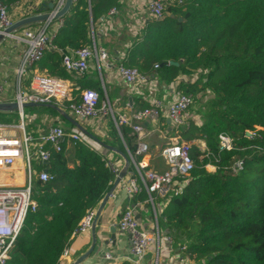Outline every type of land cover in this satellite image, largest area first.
Segmentation results:
<instances>
[{"label": "trees", "instance_id": "obj_1", "mask_svg": "<svg viewBox=\"0 0 264 264\" xmlns=\"http://www.w3.org/2000/svg\"><path fill=\"white\" fill-rule=\"evenodd\" d=\"M0 1L8 13L14 6L27 8L26 0ZM120 1L76 0L52 48L35 63L40 70L35 73L53 76L61 71L66 51L91 47L96 41L92 23ZM166 12L175 17L149 18L118 64L165 84L180 74H200L196 83L180 86L192 104L206 97L205 111H197L199 122L186 118L179 132L190 145L194 168L176 179L184 186L171 196L163 217L177 235L186 237L195 264H264V0H183ZM170 60L180 65H168ZM97 88L100 107L104 96L99 83ZM72 98L79 101L80 95ZM70 103L50 102L71 113ZM33 109L25 110L29 114ZM47 109L65 120L52 106ZM110 127L133 153L131 129H116L112 122ZM220 135L231 139L230 149L220 148ZM199 139L206 151L194 144ZM107 157L77 142L41 163L52 179L35 182L36 210L27 213L5 264H59L80 220L96 210L115 178ZM238 161H243L241 170ZM206 164L215 171L207 172Z\"/></svg>", "mask_w": 264, "mask_h": 264}, {"label": "built area", "instance_id": "obj_2", "mask_svg": "<svg viewBox=\"0 0 264 264\" xmlns=\"http://www.w3.org/2000/svg\"><path fill=\"white\" fill-rule=\"evenodd\" d=\"M183 0H148V10L150 16L158 18L164 16L166 9L170 5H179ZM58 6L61 5L59 2ZM28 8V7H27ZM115 9H111L108 14H113ZM7 8L0 1V30L9 26L12 21L8 19ZM48 25L41 29H23L19 34H13L12 38L16 42H25L20 57V68L18 72L24 74L28 72L32 65L41 60L46 49L52 48L51 41L57 31L47 33ZM91 47H84L76 50H69L63 55L62 65L66 71L79 74L87 71L89 61L93 57L97 61L106 59V52L102 48H97L93 43ZM157 67V65L155 66ZM118 76L129 85L145 83L149 77L138 73L136 69L123 65L116 67ZM28 89L18 88L16 98L19 103L35 102L40 104L50 103L56 100L59 103L70 101L68 105L72 115L79 119H90L98 115L106 114L110 107L106 104L99 105V95L95 90L85 89L80 94L79 101H73L70 88L57 77L39 75L32 73L30 76ZM192 104V97L184 94L179 88L173 92V99L167 106V115L175 127L185 124L184 113ZM162 108V103L158 100L152 101L146 108L132 112L130 115H114L111 112L114 125L117 129L121 126H128L136 138V148L133 153L128 152L132 165L137 176L130 177L121 186L124 195L130 198L132 195L141 192L143 188L149 193L166 194L177 178H184L194 168L190 157L189 143L180 140L166 145L161 150V156L167 165L163 172H155L148 169V164L143 157L148 151V145L142 140L141 123L151 117L156 116ZM19 115V114H18ZM21 119L17 124L0 123V264H5L9 258L10 251L14 246L16 237L23 226L28 212H34L37 204L32 197V190L35 182L48 181L52 176L45 170L33 169L32 163H46L54 152H61L65 147L80 142L94 150L99 151L94 142L78 129L66 131L58 124H52L44 129L34 131L26 130L24 114L19 115ZM219 141L224 142V148L230 149L231 139L225 135L219 136ZM141 159H138L140 158ZM107 165L115 173V177L121 170L113 159L107 157ZM18 161L21 167H17ZM19 166V165H18ZM236 168H243V161H238ZM22 170V179H18L16 174ZM34 172V178H33ZM20 181V182H19ZM121 184V183H120ZM119 184V185H120ZM183 187L184 183L181 182ZM95 215V210L88 211L80 220L78 226L72 233V238L82 236L91 228ZM118 228L127 233L130 242V251L136 261H140L148 248L155 242V236L144 230L134 216L133 208L126 205L121 212ZM68 247L61 258L67 255ZM107 258L110 256L107 254ZM60 258V259H61Z\"/></svg>", "mask_w": 264, "mask_h": 264}, {"label": "crops", "instance_id": "obj_3", "mask_svg": "<svg viewBox=\"0 0 264 264\" xmlns=\"http://www.w3.org/2000/svg\"><path fill=\"white\" fill-rule=\"evenodd\" d=\"M41 1L46 0H26L24 6L26 7L32 3L36 4ZM124 1L125 0L120 1V6L115 8L113 14L101 16L94 24L92 23V39L93 41L96 40L94 44L97 48H102L106 52V59L97 61V59L93 57L89 61L87 71L82 74L66 71L62 67L61 71L56 72L53 76L62 80L65 85L71 89V96L80 95L87 87L98 91L97 83H99L102 87L103 94L105 96H107V94L112 96L111 102L107 98L106 103L110 107V111L116 116L122 114L130 115L132 112L140 110L147 105L150 106L154 100L160 101L162 103V108L159 110L158 115L145 119L141 125L142 140L148 145V151L144 155L143 160L148 164V169L155 172H163L164 170L160 169L158 165V161L163 160L161 150L168 144L183 140L179 133L180 130L178 129L180 127H175L167 115V106L173 99V92L175 89H180L182 84L196 83L200 74H193L190 77L180 74L177 79L170 84L160 82L157 78H154V76L149 77L145 83L133 85L126 84L118 76L116 67L120 61L125 58L126 49L129 48L131 42L137 38L145 26L146 21L151 18V16L149 13L147 16H145L144 13L143 15L129 13L127 7H125ZM88 2L90 3V0H88ZM128 2L129 0H127L126 3ZM31 13H34V11H31ZM25 15L26 12L24 11L22 14L13 16L11 21L18 20ZM63 17L58 20H53L48 24V34H51L53 31H59L60 25L63 22ZM41 25L40 23H34L21 28L14 34H19L25 28L34 30ZM94 28L97 32L96 37L94 35ZM24 48H26V43L23 41L18 44L15 43V41L12 44H6L5 41H2L0 43V62L3 59L8 61L11 60V69L15 70L19 61V55ZM91 48L93 49V46H91ZM11 55L13 56L10 58ZM42 59L38 62H41ZM35 71L39 72L40 70L35 67L32 73H35ZM0 100L10 101L12 99L0 97ZM31 108L34 109L29 111L27 119L29 126L28 130L31 132L37 129H44L50 122H58L66 131L73 128L77 129L66 120H62L55 116L47 109V105ZM187 118L194 121L196 120V116L194 115H188ZM110 122L114 124L112 116L110 120L106 115H98L94 118L79 120V124L82 127L84 126V129L89 127L91 133L96 136L98 135L96 139L99 137H101V139H106L108 145L120 151L122 147L125 154H128L129 151L127 150L128 148L125 142L120 135L113 134ZM64 123L66 126H63ZM128 137L130 147L135 148L137 144L136 138L132 137L131 133ZM89 138L97 147L98 145L100 146V152L113 159L119 167L122 168L124 166L125 162L121 155L103 147L96 139L92 137ZM193 142L202 151L207 150L204 140L199 139ZM223 144L225 143L219 141L221 149L224 148ZM69 147L70 146H67L65 148ZM138 159H141V157ZM34 165L35 170L38 171L41 164L34 162ZM205 169L207 172L213 173L215 171V166L206 164ZM135 175L137 176V173L131 163L127 174L120 182L121 184L117 186L114 195L108 199L100 213L95 226L97 241L93 252L80 264H195L190 256L191 254L187 250L188 241L186 237L177 235L176 232L169 227L163 217V212L171 196L181 191L183 188L180 186L181 184L175 180V183L170 187L167 193L163 195L156 192L149 193L143 188L141 192L128 198L122 192L121 186L130 177ZM126 205H130L133 208L134 216L140 226L155 236V242L148 248L143 258L138 262L130 251L128 234L120 231L118 228L121 212ZM159 216H161V220H159ZM110 227L114 228L113 231L110 230ZM92 237L93 233L90 228L89 231L82 236L72 238L68 246L67 255L60 259L59 264H71L83 255L91 246ZM107 254L110 256L109 258L106 257Z\"/></svg>", "mask_w": 264, "mask_h": 264}, {"label": "water", "instance_id": "obj_4", "mask_svg": "<svg viewBox=\"0 0 264 264\" xmlns=\"http://www.w3.org/2000/svg\"><path fill=\"white\" fill-rule=\"evenodd\" d=\"M61 3L60 6H58V3ZM76 3V0H46L32 3L28 5L25 10L26 15L21 17L18 20L12 21V23L0 30V43L7 37H12V35L20 30L21 28H24L28 25L34 24V23H40L42 25H48L53 20H58L61 17L65 16L69 13L72 6ZM31 11H34V13H31ZM175 17L173 14L166 12L164 16L156 18L157 20H162L165 17ZM179 21H181V18H178ZM164 63L161 64V66ZM168 65L171 66H179L180 62L170 60L167 62ZM52 106L67 122L71 123L73 126H75L77 129L81 130L83 134L87 135L88 137H92L91 134H89L86 130L83 129V127L79 124L77 120H75L69 113L65 112L62 108H60L57 105H52L50 103L40 104L35 102H22L19 103L18 98H15L14 100L10 101H3L0 100V113L2 112H13L16 111L20 116L24 114V109L29 107H40V106ZM246 135H249L248 132H246ZM93 138V137H92ZM96 139V138H94ZM97 140V139H96ZM98 141V140H97ZM101 144V143H100ZM103 147L107 148L108 150L115 152L119 155H121L124 159V166L121 168L117 176L114 178L110 188L105 193L104 197L100 201L98 207L95 210V215L91 224V231L93 233L92 237V244L89 247V249L81 255L78 259H76L71 264H80L83 260H85L94 250L95 243L97 241L96 235H95V226L99 219L100 213L102 209L104 208L106 202L108 199L114 195V191L117 188V186L120 184L121 180L124 178V176L127 174V171L131 165V160L129 158L128 154H125L118 150L117 148L101 144ZM113 227H110V230L113 231Z\"/></svg>", "mask_w": 264, "mask_h": 264}, {"label": "rangeland", "instance_id": "obj_5", "mask_svg": "<svg viewBox=\"0 0 264 264\" xmlns=\"http://www.w3.org/2000/svg\"><path fill=\"white\" fill-rule=\"evenodd\" d=\"M126 2H127V0L124 1L125 7H127V11L129 13H135V14H139V15H143V13H144L145 16L148 15V13H149L148 5H147L148 4V0H129L128 3H126ZM20 10H21V8H19L17 6H14L13 9L11 11H9L8 16L10 18L12 16V18H13V16L17 15V13L24 12L23 10H21V11ZM10 18H8V19H10ZM41 26H43V25H41ZM41 26L39 28L34 29V30L41 29L42 28ZM3 41H5L6 44H9V43L12 44L14 41H15V43L18 44V42H16L15 39H12V38H9V37L5 38ZM23 50L21 51V53L19 55V61H18L17 65H16V67H15V70L11 69L12 68L11 67L12 66V61L11 60L8 61L6 59H3L0 62V93H2V91H3V93L0 94V97H4V98H7V99L9 98V99L14 100L15 95L17 94V91H18L19 87L23 88L24 90L28 89V85H29V82L31 80L30 79V75L32 73V70L30 69L28 72H25L24 74H20L18 72V70L20 68V57H21V54H22ZM13 55H11L10 58ZM36 63H38V62H36ZM35 66H37V64H35L33 67H35ZM103 96H104L103 99L100 100V105L106 104L107 98L111 102L112 96H110L108 94H107V96H105L103 94ZM200 96H201V94L197 95V97H200ZM203 99L205 100V97ZM204 100H201L200 103H197V104H194V103L191 104V106L188 108V110L184 113L185 117L187 118L188 115H194V116H196V121L198 123L200 115L197 113V111L198 110H200L202 112L205 111ZM25 109L23 111V112H25L24 114H25V117H26V119H24V123H25L26 130H28V128H29L28 123H27L28 122V120H27L28 119V117H27L28 116V112ZM16 113H17L16 111L0 113V123L17 124L19 122V119L16 116ZM67 113H69V112L67 111ZM70 115L75 120H77L79 122V120H80L79 118L74 117L71 113H70ZM101 115H103V113ZM105 115H107V117L109 119H111V111L110 110H107ZM52 124L60 125L59 123L50 122L46 126H49V125H52ZM63 126H66V124L64 123ZM178 129L180 130L181 127L178 128ZM84 130H86L89 134H91V136L93 138H97L98 135L96 136L93 133H91L89 127H86V129H84ZM18 163H20V164H16V166L17 167H21V165H22L21 162L18 161ZM158 165H159L160 169L166 170V168H167V165L164 164L163 160H161V161L159 160L158 161ZM32 166H33V169H35L34 163H32ZM22 173H23L22 170H18V173L16 174V176L18 177V179L20 181L22 179ZM33 178H34V172H33ZM159 220H161V216H159Z\"/></svg>", "mask_w": 264, "mask_h": 264}]
</instances>
